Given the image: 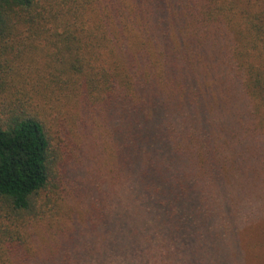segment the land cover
<instances>
[{"label": "trees", "instance_id": "trees-1", "mask_svg": "<svg viewBox=\"0 0 264 264\" xmlns=\"http://www.w3.org/2000/svg\"><path fill=\"white\" fill-rule=\"evenodd\" d=\"M0 264H264V0H0Z\"/></svg>", "mask_w": 264, "mask_h": 264}, {"label": "rangeland", "instance_id": "rangeland-1", "mask_svg": "<svg viewBox=\"0 0 264 264\" xmlns=\"http://www.w3.org/2000/svg\"><path fill=\"white\" fill-rule=\"evenodd\" d=\"M75 128L76 126L72 127L74 142L76 141L77 144H83L85 147L89 148L87 154V156H89V160L81 158V161H79L78 164L73 167L70 177L74 180V184H76L79 188L85 189L88 197L87 200L90 201L92 198L94 199L95 191L98 190L99 187L101 188V185L99 186L100 179L105 176L103 173L107 170L106 164L109 160L106 158L107 156L102 150L101 141L99 140V129L97 130L96 128L94 135H91L92 137H90V139L92 143L89 145L90 143H88L86 139L84 140L83 136L79 134L78 130ZM69 190L70 188H68V191L66 190L63 195L64 200L60 202L62 204V213L60 218L65 217V210L69 207V200L72 198V194L69 192ZM83 196L84 195H82V197L79 198L77 202L74 199L71 200H74L75 203H78L80 200H82Z\"/></svg>", "mask_w": 264, "mask_h": 264}]
</instances>
